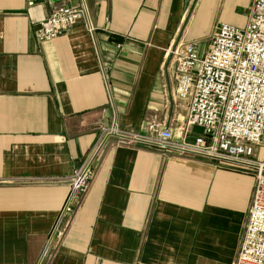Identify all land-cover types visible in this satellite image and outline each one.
Wrapping results in <instances>:
<instances>
[{"label": "crops", "instance_id": "crops-1", "mask_svg": "<svg viewBox=\"0 0 264 264\" xmlns=\"http://www.w3.org/2000/svg\"><path fill=\"white\" fill-rule=\"evenodd\" d=\"M85 1L93 32L82 19L40 42L39 22L73 0H0V264H233L255 170L145 140L165 127L194 141L172 51L245 27L254 0ZM94 152L90 190L50 240Z\"/></svg>", "mask_w": 264, "mask_h": 264}, {"label": "built area", "instance_id": "built-area-1", "mask_svg": "<svg viewBox=\"0 0 264 264\" xmlns=\"http://www.w3.org/2000/svg\"><path fill=\"white\" fill-rule=\"evenodd\" d=\"M82 19L93 32L85 0L56 5L49 18L39 22L37 38L55 39ZM172 56L177 95L188 101L186 131L197 127L201 133L193 142L178 144L171 129L164 127L145 141L255 170L249 220L233 264H264V0H254L245 27L219 24L205 53L193 41L177 46ZM96 157L97 152L92 153L74 173L50 240L65 234L82 206L97 172Z\"/></svg>", "mask_w": 264, "mask_h": 264}, {"label": "rangeland", "instance_id": "rangeland-1", "mask_svg": "<svg viewBox=\"0 0 264 264\" xmlns=\"http://www.w3.org/2000/svg\"><path fill=\"white\" fill-rule=\"evenodd\" d=\"M243 14L244 15H247V10L246 11H244L243 12ZM246 23V22H245ZM215 25V24H214ZM236 25H238V26H241V23H238V24H236ZM211 26H212V19L211 20H209V21H206L205 22V24L203 25V27H202V29H203V31H206V30H208V29H211ZM214 28V27H213ZM214 34H215V32L210 36V37H208L207 39H203V40H200V42H199V47H200V51H201V53H205L206 51H207V49H208V46H209V39L212 37V36H214ZM185 44V43H184ZM180 45H183V44H180ZM176 81H177V77H176ZM178 84V83H177ZM176 92H177V89H176ZM181 99V98H180ZM188 112H189V110H188V104H187V107H186V110L184 111V114H182L183 115V118L184 119H182V124L180 125L181 126V133H182V137H184V138H187V136L189 135H192V136H195L196 137V135L197 134H199L198 133V131H199V129L197 128V127H192V128H188V132L186 131V129H187V125H186V121H185V118H186V116H188ZM116 135H117V133H116ZM194 137V138H195ZM189 141H187V140H185V141H183V142H180V143H178V144H184V143H188ZM150 143V142H149ZM161 148V147H160ZM163 149V148H162ZM181 153H183V152H181ZM184 154V153H183ZM220 160V159H219ZM230 163H232V162H230ZM233 164V163H232ZM96 167V166H95ZM235 167H237V168H239L240 166H235Z\"/></svg>", "mask_w": 264, "mask_h": 264}, {"label": "water", "instance_id": "water-1", "mask_svg": "<svg viewBox=\"0 0 264 264\" xmlns=\"http://www.w3.org/2000/svg\"><path fill=\"white\" fill-rule=\"evenodd\" d=\"M73 3H74V5H77L78 3H77V0H73Z\"/></svg>", "mask_w": 264, "mask_h": 264}]
</instances>
